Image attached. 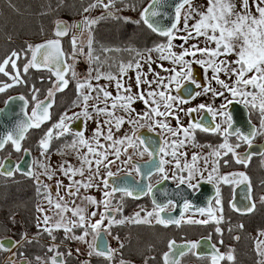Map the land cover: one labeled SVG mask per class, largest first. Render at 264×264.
<instances>
[{
  "label": "snow or ice",
  "instance_id": "6c2138e0",
  "mask_svg": "<svg viewBox=\"0 0 264 264\" xmlns=\"http://www.w3.org/2000/svg\"><path fill=\"white\" fill-rule=\"evenodd\" d=\"M117 4L122 7L117 8ZM97 8L104 9L100 16L95 18L84 16L82 21L75 24L76 28L89 33L87 41L89 67L84 79H78L74 69L77 55L85 54L84 48L78 45L77 37L73 36L71 55L64 52L60 38L66 36L69 29L61 21L56 22L55 39H48L35 45L28 44L21 52L13 50L0 61V74L10 81H0V93H5L16 85L27 83L22 79L17 61L22 57H27L28 53L31 55L23 65V74L26 75L29 69L46 68L56 77L52 87L47 90L44 100L38 98L40 89L35 85L32 86L33 106L30 113L27 111L29 101L23 95L9 97L5 101L6 107L0 109V116L11 119L18 115L12 111V102L19 100L23 102L21 107L23 117L17 119L9 130L0 135V151L11 144L15 152L23 151L28 154L30 150L22 148V141L27 138L30 130L41 129L43 124L51 120L50 109L56 103V93L63 92L69 85L68 74L70 73L76 80L77 96L70 107L80 110L71 115L68 114V110L61 113L59 119L43 132L36 147L40 155L48 160L51 142L54 139L59 140L61 137L71 135L72 140L65 143L62 149H58L57 154L61 156L74 155L79 162V167L74 166L68 160H64L55 169L50 163L34 162L43 169L40 175L45 176L48 180H53L57 172L69 180V184L65 186L62 180L56 179L57 195L53 199L50 186L44 184L33 171L30 170L27 173L35 178L37 194H42L47 202V207L37 205L36 211L40 216L37 217L36 227L43 233H47L53 242L57 239L54 233L60 230L64 232V238L67 240L87 242L86 238L89 235L92 236L93 241H97L101 235V228L104 232L111 234L110 229L113 225L151 223L150 218L155 217L156 223L165 227L173 223L180 226L182 221L201 225L214 223L216 234L222 236L220 225L224 221V216L218 187L216 188L215 207L210 206L207 209L201 207L194 210L201 216L206 215L205 219H184V214L192 210V205L187 200L181 209L180 219L171 217L167 212L169 208L175 210L177 207L172 200L161 204L153 199L152 211L141 208L131 217L120 219H117L116 215L123 211L124 197L138 199L143 195L153 193V185L150 181L154 173L160 176L157 183L168 180V170L165 167L168 164L174 163L171 178L177 181V187L187 184L189 188H194L196 185L192 181L197 176L203 179L204 172L208 171L209 157L214 159L211 161V171H208V182L247 183L248 198L251 200L249 177L243 172L220 175L219 161L222 157L231 154L235 163L247 167L252 153L241 154L237 149L243 144L251 149L253 139L257 135H264V0H239V4H237V0H207V7L203 10L196 7L193 0H172L171 3H168L167 0H149L147 6L140 11V19L137 21L116 15L117 12L124 10H136L135 5L128 4L126 0H107V2L92 0L83 8V12H91ZM168 8L172 9L171 23L165 25L162 21L169 19V13L165 10ZM107 18H122L125 22L136 24L143 22L153 33L163 37L164 41L144 50L131 47L123 50L104 48L105 53L127 51L130 54V59L127 62L121 60L108 64L109 69L115 67V72L104 71V64L108 60L106 58L101 61L99 56L93 55L91 29L99 20ZM190 21L194 22L190 23ZM201 37H203L202 41ZM176 40H180L182 43H174ZM190 41L196 42L189 43ZM201 43H203V47L200 46ZM177 48L180 50L176 51ZM153 53L157 54L155 59H153ZM230 56L236 58L229 60ZM69 59L73 61V64L67 62ZM163 61H169L172 67L164 68L163 63H158ZM92 64H95L96 67H92ZM153 64H156L168 75H160L152 68ZM9 65L12 69L11 72L7 70ZM194 65H199L205 74L211 73L205 85L196 80ZM145 66H147V72L144 71ZM130 72L134 73V80L132 76H129ZM149 75L152 77L151 79H149ZM221 75L231 80V85L221 79ZM125 79H127V83H125ZM100 80H105L107 83L101 85ZM93 81L96 83L93 84ZM213 81L223 91L214 88ZM113 85L115 95L108 90ZM188 85H195V88L201 89V91L195 92ZM225 92L229 93L237 103H243L246 108L259 113V127H252L248 133L242 132L239 128L233 129V118L225 111L226 106L231 104L232 100L228 99ZM208 93H211L214 98L223 97L225 103L219 109L205 104H200L195 108L185 109L182 107L189 103L190 99ZM137 104H143V108L139 111L135 107ZM201 110H206L211 114L213 121L217 116L221 117L227 126L224 127L221 123H215L214 126L208 125L203 122V119L193 121L191 114ZM179 113L189 116L187 126L181 122ZM169 117L176 121L175 127L172 126ZM76 121L94 122L96 127L93 129L92 135L86 137L84 130H74L72 124ZM125 124L130 126L131 134L124 132L118 137L116 133L120 132ZM144 127L150 131H154L156 128L160 129L162 143L158 147H153L155 142L150 137L144 138L137 135L138 130ZM197 130L221 135L224 138L223 142L216 147L207 145L211 149L207 156L194 153L191 163L186 161L182 163L181 157L185 156V153L180 150L187 143L196 146L195 132ZM232 136L236 138L235 144L229 140V137ZM129 149L133 150L132 154H129ZM145 153L153 163L142 171L133 161L132 155L143 157ZM121 156L126 158L121 160ZM167 156L172 159H165ZM155 157H159V159L155 160ZM201 159L204 161L203 170L197 166V161ZM116 161H120L125 166L129 177L134 171L142 179L134 182L124 180L120 183L111 180L116 173L111 171L110 166L114 165ZM229 163L228 160H224L225 165ZM129 165H131L130 168H128ZM13 170L19 171V165L13 169L7 166L6 161L0 162V175L12 176ZM102 171L104 172L103 177H101ZM77 176L80 179H75ZM144 181L149 182L144 183ZM101 185H103V197L100 200L90 195H80L81 189L86 192L92 187L100 189ZM61 187L65 188L66 196L59 194ZM117 192L121 193V199L113 205ZM67 197L73 199L69 201ZM76 199H80L81 203L77 204ZM260 202L264 203V196L260 197ZM88 206H93L96 210L89 211ZM230 206L236 211H241L235 205ZM101 207L104 211H99ZM254 208L255 203L253 202L246 205L243 210L251 212ZM141 212H144L143 217H141ZM68 213H71V216H68ZM161 213H166V215L162 216ZM97 215H99V219L93 222L92 218ZM105 220H107L106 225L104 224ZM238 227L243 228V225H238ZM77 228L82 229L80 235L75 234L74 230ZM260 235L264 236V232H260ZM22 238L27 240V235L25 234ZM114 238L118 239V237ZM235 239H239V237H235ZM210 241L211 234L205 241L186 242L182 245H177L174 240H170L168 251L164 252L162 256L163 264H181L182 258L189 252L201 258L202 254L194 250L202 246L209 247L210 251L207 256L211 264H221L224 260L234 261L235 257L231 248L227 253H221L216 244H211ZM16 243L18 242L0 241V250H10V246H15ZM218 243L223 245V239H220ZM57 247L54 243L48 247V252H52L54 255L47 262H43L41 257L37 256V264H65L62 258L58 259L63 254L57 251ZM77 251L79 250L77 249ZM114 252L115 250L110 248L105 250V244H89V256L95 254L110 262ZM256 252L258 256L262 257L257 261V264H264V240L256 241ZM68 255H71V252ZM121 264H124V261H121Z\"/></svg>",
  "mask_w": 264,
  "mask_h": 264
},
{
  "label": "flooded vegetation",
  "instance_id": "af4514ba",
  "mask_svg": "<svg viewBox=\"0 0 264 264\" xmlns=\"http://www.w3.org/2000/svg\"><path fill=\"white\" fill-rule=\"evenodd\" d=\"M62 46V44H61ZM68 62V61H67ZM194 76L196 80L205 85L207 82L208 73L205 74L203 69L200 66L194 65ZM41 74L44 78L43 82L46 83L48 81L53 83L56 80V77L52 74V72L48 70H41ZM67 78L69 79V85L63 92L56 93V103L51 112V120L46 122L41 126V129H32L30 130V134L28 133L27 138L22 141V148L29 149V153L31 154L32 164L30 170L36 174L34 170L35 166V155L39 156L40 152L36 147L37 141L41 135H39L36 139L35 143H32V139L34 138L31 133H41L47 130L46 126L49 125L50 122L54 121V123L59 119L61 113L65 110L70 112L75 109V107H70L72 105L73 100L76 99V80L72 78L69 73ZM216 88V87H214ZM195 92L201 91V89L192 88ZM218 91H223L221 88H216ZM176 94V93H173ZM231 96L229 93L225 92V95ZM15 95H23L29 101V107L27 111L30 113L32 108V100L31 95L29 94H15ZM219 96L209 98L212 100V104L219 101ZM45 99V98H44ZM43 98L41 100H44ZM232 100L231 104L226 106L225 111L229 114L231 106L232 111L236 115H240L239 121L240 126L239 129L248 133L252 127H259L260 124V116L257 111L250 110L246 108L243 103H237L236 100H233L232 97L228 98ZM222 102V100H221ZM220 102V103H221ZM200 104L209 105L211 104L208 99L204 98L203 95L196 96L194 99H190L189 103L184 104L182 107L187 108H195ZM222 104H220L217 109L220 108ZM234 105V106H233ZM215 109V108H214ZM181 117V122L184 126H187L189 123V116L184 113H179ZM54 116V119H52ZM191 119L193 121H199L203 119V122L208 125L214 126L215 123H221L222 126L226 127L227 124L222 120L221 117L217 116L216 120L213 121V117L206 110H201L199 112H194L191 114ZM169 120L173 127L176 126V121L169 117ZM220 121V122H218ZM83 123L77 122L72 124L74 130H83ZM238 128V126L236 127ZM235 128V129H236ZM137 135H140L144 138L150 137L155 143L153 147H158L160 143H162L161 131L159 128H156L154 131H150L147 127L141 128L138 130ZM71 135H66L61 137L59 140L54 139L51 142V148L49 150L48 156H56L57 150L62 149L63 145L72 140ZM171 139V138H170ZM223 136L214 134L211 132H204L197 130L195 132V147L191 143H187L184 148L180 151L185 153V156L181 157V162L191 163L192 155L198 154L200 156H204V154H208L210 152V148L207 145H211L216 147L220 143L223 142ZM231 143L235 144L236 138L235 136L229 137ZM11 145V144H9ZM7 145L4 150L0 152L5 153L9 152L12 146ZM204 145V147H201ZM13 149V148H12ZM151 150V149H150ZM237 151L241 154L251 152V159L245 167L243 164H237L233 160L231 154L228 156H224L219 161V174L225 175L228 173H240L243 172L249 177V181L251 183V200H249V191L247 183L241 184H224L208 182L207 175L208 171H211V161L212 157H209L208 171L204 172V178L201 179L197 176L196 179L192 181L194 188H189L187 184L180 185L177 187V181L171 178L172 171L174 170V163L166 165V169L168 170L169 179L164 180L160 183L157 181L160 180L159 174H153L151 177V183L153 185V193L151 195H143L138 199H133L131 197L123 198V211L121 214H117L116 218L120 219L122 217H131L135 212L140 211L141 208L146 209L147 211H152L153 199L157 201V203H166L168 200H172L174 204L176 202L183 199V191H190V193L196 196L200 187H212L215 190V196L210 201V206L215 207V198H216V188L218 187L220 190V197L223 206V216L224 221L220 225L222 229V236L216 234L214 223H209L208 225L201 224H189L182 221L180 226L176 224H169L167 227L156 223L155 217L150 218L151 223H124L119 225H113L110 229L111 234L103 231L101 228V235L97 241H93L91 235H89L86 240L87 242H81L77 240H67L64 238L65 234L62 230L55 232L57 239L56 241H52L51 238L47 235V233H43L40 229L36 227L37 219L33 218L35 215L30 216L29 214H25L22 218V237L26 234L27 240L21 239V242L16 243L15 246L10 251L0 250L7 254H11V256L7 259V264H37L36 257H41L43 262L49 261V258L54 255L52 252H48V247L53 245H57V251L63 254L62 257H58V259H63L65 264H121V261H124V264H163L162 256L163 253L168 251V242L170 240H174L177 245L185 244L186 242H195V241H205L206 238L211 234V244H216L221 253H227L229 248H231L232 254L235 259L232 262L224 260L221 264H257V261L262 259V257L257 255L256 252V241L264 240V236L260 235V232H264V203L260 202V197L264 196V135H257L252 141V147H249L246 144H243ZM133 150L129 153L132 154ZM22 153H24L22 151ZM2 155V157H3ZM11 159L12 156H8ZM126 158V157H125ZM6 159V158H5ZM132 159L137 166L141 168L142 171L146 170L151 166L153 161L150 160L147 153L143 155V157L139 155H132ZM159 157H155V160H158ZM165 159L171 160L170 156L165 157ZM14 160V158H13ZM224 160H228L230 163L228 165L224 164ZM16 161V160H14ZM20 160H17L18 163ZM2 162V160H1ZM197 166L202 170L204 168V161L198 160ZM131 165L128 166L130 168ZM117 171V170H115ZM19 173L14 170L13 175L6 178H11L17 176ZM186 174V173H185ZM26 181L25 186H28L27 180L30 179L31 185L33 187L34 192L32 193V198L35 200L34 204H40L44 202L43 195L37 194V184L36 180L33 176H27L24 174H19ZM2 176V175H1ZM127 176V169L124 167V170L116 173V175L111 178H119ZM4 177V176H2ZM142 177L137 176L133 171L131 176L127 179L128 182H134L141 180ZM41 180V179H40ZM149 181H144V183H148ZM44 183V182H43ZM45 184V183H44ZM50 186L51 196L56 198L54 195H57V189L54 186ZM103 189V185L101 191ZM110 190V189H109ZM25 197H29V190H24ZM65 192V189H64ZM103 192V191H102ZM60 193V192H59ZM66 194V192H65ZM90 196L94 197L93 194ZM205 195L203 197L200 196L201 202L205 201ZM38 197V199H37ZM95 198V197H94ZM37 199V201H36ZM97 199V198H96ZM102 199V198H101ZM121 199V193L117 192L115 194V199L113 200V205H115ZM100 200V199H97ZM189 202V201H188ZM235 202L236 208L241 209V213L234 210L230 205ZM255 203V208L251 212L244 211L246 205H250L251 203ZM183 203L180 205V209L183 207ZM191 204V203H190ZM34 205V209L36 208ZM177 205V204H176ZM192 205V210L186 212L184 214V219H205L207 216H201L198 212L194 211L195 205ZM89 211L96 210L93 206H88ZM198 208H201L198 206ZM33 209V211H34ZM104 209L101 207V210ZM170 213L171 217L175 210L169 208L167 210ZM141 217L144 216V212H141ZM162 216H165L166 213H161ZM219 215V213H217ZM22 216V215H21ZM21 216L17 215L16 218H20ZM30 217V218H29ZM33 218V225L28 226L27 222ZM180 214L176 217V219H180ZM93 222L99 219V215L92 218ZM104 224H107V220L104 221ZM243 225V228L238 227V225ZM231 229V231H229ZM75 234L80 235L82 229H75ZM114 237H118L115 239ZM235 237H239V239H235ZM12 239L16 241L15 238L5 237L3 239ZM220 239H223V245H220L218 242ZM105 242V250L114 249L112 260L109 262L102 256H96L93 254L92 256L88 255L89 252V244H101V241ZM31 241V242H29ZM17 242V241H16ZM123 245V247H121ZM77 249L79 251H77ZM198 253H201V258H198L196 255H193L191 252L186 254L181 261V264H211L210 259L207 254L210 251L209 247L202 246L194 250ZM18 252L23 253L21 257H18ZM71 252V255L68 253ZM16 255H13V254ZM6 254V256H7ZM87 256V257H85Z\"/></svg>",
  "mask_w": 264,
  "mask_h": 264
},
{
  "label": "trees",
  "instance_id": "16d2710c",
  "mask_svg": "<svg viewBox=\"0 0 264 264\" xmlns=\"http://www.w3.org/2000/svg\"><path fill=\"white\" fill-rule=\"evenodd\" d=\"M91 2L92 0H0V61L9 55L11 51L21 52L29 42H38L48 37L52 33L54 23L58 18H63L68 23L77 22L85 13L83 8ZM126 2L134 4L136 10H124L117 12L116 15L126 17L130 14L128 18L131 21H137L140 19V11L147 6L149 0H126ZM116 7L120 8L122 5L117 4ZM101 9L97 8L95 10L100 11ZM91 32L93 55L99 56L101 61L106 58L108 60L104 64V71H116L115 67L111 69L108 67V64L112 61L119 62L123 60L127 62L130 59V54L127 51L105 53L104 48L123 50L131 47L144 50L164 41L163 37L153 33L143 22L139 24L125 22L122 18L99 20L98 23L92 26ZM29 55L30 53L27 57H22L17 61L18 67L21 69L22 79L27 83L16 85L5 93H0V106L4 104L8 97L15 94L32 95L33 85L40 89L39 99H42L50 88L51 82L44 83L41 77L42 74L39 75L41 70L29 69L26 75L23 74L22 68ZM92 67H96V65L92 64ZM93 74L95 75V73ZM0 81H8V79L0 74ZM52 119H54V116ZM53 123L54 121L50 122V127ZM46 128H49V125ZM31 134L34 137L32 143H35L37 137L42 136L43 132ZM30 181L28 179V186H25L26 181L19 174L11 178L0 175V194L4 195L0 198V238L8 236L15 238L16 241L22 238V226L17 223L15 215L21 214L24 216L28 213L33 216L35 200L32 198L34 190ZM24 190H29V197H25ZM25 207H27L26 211ZM33 223L34 221L31 219L27 222V225L31 226ZM5 254V252L0 251V264H7L3 261ZM18 257H21L20 252H18Z\"/></svg>",
  "mask_w": 264,
  "mask_h": 264
},
{
  "label": "rangeland",
  "instance_id": "374dc122",
  "mask_svg": "<svg viewBox=\"0 0 264 264\" xmlns=\"http://www.w3.org/2000/svg\"><path fill=\"white\" fill-rule=\"evenodd\" d=\"M105 2H107V0H105ZM193 3H194V5L196 6V7H198V8H200L201 10H203L204 8H206L207 7V0H193ZM237 4H239V0H237ZM253 11H254V9H253ZM104 12V9H101L100 11H96V10H92L91 12H85L84 14H83V16L77 21V22H74V23H68L67 21H65V19H63V18H58L56 21H55V23L54 24H56V22L57 21H61V22H65L66 24H67V26H68V29H69V31H68V35H66V36H64V37H62V38H60V40H61V44H62V48H63V50H64V52L66 53V54H68V55H71V53H72V37L73 36H76L77 37V42H78V45L79 46H81V47H83L84 48V55L83 56H85V58L87 59H85L84 57H83V61H84V63H86L87 65H88V67H89V60H88V56H87V53H88V47H87V41H88V35H89V33L87 32V31H82L81 29H79V30H76L75 29V24L76 23H78V22H80V21H82V19H83V17L84 16H88V17H90V18H95V17H98L99 15H101L102 13ZM130 16V14H128V16H126V17H129ZM194 21H190V23H193ZM182 34V33H181ZM56 37L54 36V33L52 32L48 37H46L45 39H43V40H41V41H38V42H29V44H33V45H35V44H40V43H43L44 41H46V40H48V39H55ZM200 40L202 41L203 40V37H201L200 38ZM196 41H190L189 43H195ZM174 43H176V44H181L182 43V41H180V40H176V41H174ZM201 47H203L204 45H203V43H201V45H200ZM213 47H214V45H212ZM180 49L179 48H177L176 49V51H179ZM31 55V54H30ZM30 55H29V58H30ZM156 53H153V59H155L156 58ZM78 56V55H77ZM236 57L235 56H230V57H228V59L229 60H234ZM87 61H88V63H87ZM68 63L69 64H73V61L71 60V59H69L68 60ZM158 63H163V66H164V68H171L172 67V65L170 64V62L169 61H163V62H158ZM76 66H77V63L75 62V64H74V69H75V71H76ZM197 66H199V65H197ZM152 68L156 71V72H159L160 73V75H162V76H167L168 75V73H165V72H163L162 71V69L161 68H159V67H157V65L156 64H153L152 65ZM8 71H12V69H11V67H10V65L8 66V69H7ZM144 71L145 72H147V66H145V68H144ZM76 73H77V71H76ZM39 75H41V73H39ZM94 75V74H93ZM129 76H132L133 77V80H134V73H132V72H130L129 73ZM210 76H211V73L210 72H208V76H207V78H210ZM42 78H44L43 77V75L41 76ZM7 78V77H6ZM77 78L78 79H84V77H80V76H78V74H77ZM152 77L149 75V79H151ZM8 79V78H7ZM221 79H224L227 83H229L230 85H231V83H232V81L231 80H228V78L227 77H225V76H223V75H221ZM234 79V78H233ZM43 80V79H42ZM208 80V79H207ZM128 81H127V79H125V83H127ZM47 83V82H46ZM96 82L95 81H93V84H95ZM101 85H104V84H106L107 83V81H105V80H100V82H99ZM212 86L213 87H216V88H220V86L219 85H217V84H215V81H213L212 82ZM52 87V84H51V86H50V88ZM110 92H112V94L113 95H115V87H114V85L113 86H110L109 87V89H108ZM47 93V92H46ZM46 96V95H45ZM45 96L43 97V99L45 98ZM228 98L229 97H231V96H228V94L226 95ZM203 97L204 98H206V99H208V101L211 103V104H209V105H211L213 108H215V109H217V107L220 105V104H224L225 103V101H224V99H223V97H220L219 98V101H217L216 103H213L212 104V100L211 99H209V98H212V94L211 93H208L207 95H203ZM41 100V99H40ZM221 100H222V102H221ZM221 102V103H220ZM32 106H33V102H32ZM1 107V106H0ZM136 108H137V110L139 111L140 109H142L143 108V104H137L136 106H135ZM80 109L79 108H75V109H73V110H71L70 112H68V114L69 115H71L73 112H78ZM118 115L120 114V113H117ZM101 119H103L102 117H101ZM77 122H79V121H76V122H74L73 124H75V123H77ZM81 122V121H80ZM218 122H220V121H218ZM81 127H82V124H81ZM96 127V124L94 123V122H92V121H87L86 123H83V130H84V133H85V136L86 137H90L91 135H92V131H93V129ZM124 132H128L129 134H131V129H130V126L129 125H127V124H125L124 126H123V128L121 129V131L120 132H118V133H116V135L119 137V136H121V135H123V133ZM132 151V149H129V153ZM2 155L3 154H1L0 155V162H1V160L3 161L5 158H9L8 156H12L13 158H14V160H20L21 159V157H22V155H23V153H22V151L21 152H15L12 148L10 149V151L9 152H5L4 153V155H3V157H2ZM208 154H204V156H207ZM11 158V157H10ZM12 158V159H13ZM111 159H115L114 157H110ZM123 159H125V156H121V160H123ZM64 160H68L71 164H73L74 166H76V167H79V162L75 159V156L74 155H64V156H61V155H59V154H57L55 157L54 156H51V157H49V159L48 160H45V158L44 157H42L41 155H39V156H36L35 155V162H41V161H43V162H45V163H50L51 164V166H52V168H57ZM111 167V171L113 172V173H118V172H121V170H124V165L123 164H121L120 163V161H116V163L114 164V165H111L110 166ZM34 170L36 171V175L37 176H39V179H41V181L42 182H44L45 184H47V185H51V186H54L55 188H56V184H55V181H56V179H60V180H62L63 181V184L65 185V186H67L68 184H69V180L66 178V177H64L62 174H60L59 172H57V175H56V177L53 179V180H48L45 176H43V175H40V173L43 171V169L42 168H40L39 166H38V163H35V166H34ZM115 170H117V171H115ZM104 176V172L102 171L101 172V177H103ZM75 179H80V177L79 176H77V177H75ZM97 182H99V181H97ZM101 188H102V185L100 186V189H98V188H96V187H92V188H90V189H88L86 192L83 190V189H81V193H80V195L81 196H84V195H90V194H93L94 195V197L95 198H97V199H101L102 197H103V192L101 191ZM64 189L65 188H63V187H61L60 189H59V194L60 195H62V196H66V194H65V192H64ZM4 195H2V194H0V198H2ZM55 197H56V195H54ZM12 198H13V196H12ZM53 199H55V198H53ZM67 199L69 200V201H71L73 198L72 197H67ZM76 203L77 204H80L81 203V200L80 199H76ZM37 205H41V206H44V207H47V202L46 201H44V202H42V203H40V204H36L35 205V207L37 208ZM36 208H35V211H33V215H35V217H33V218H35V219H37V217L38 216H40V214L36 211ZM26 209H27V207H25V211H26ZM100 210H101V208H100ZM28 214V213H27ZM50 215H51V213H49ZM68 216H71V213H68L67 214ZM16 216L17 215H15V219H16V221H17V223L18 224H21V226H22V218H23V216H21V214H19V216H21L20 218H16ZM25 216V215H24ZM14 217V216H13ZM12 217V218H13ZM30 218V217H29ZM32 218V219H33ZM41 218V220H42V217H40ZM29 221H31V219L29 220ZM21 231H23L22 229H21ZM5 237H8V236H4V237H1V238H5ZM0 238V239H1ZM21 239L22 238H20L17 242L19 243V242H21ZM7 254V253H6ZM6 254L4 255V262H6V258L8 259L10 256H11V254H7V256H6ZM85 257H87V256H85Z\"/></svg>",
  "mask_w": 264,
  "mask_h": 264
},
{
  "label": "water",
  "instance_id": "95a60500",
  "mask_svg": "<svg viewBox=\"0 0 264 264\" xmlns=\"http://www.w3.org/2000/svg\"><path fill=\"white\" fill-rule=\"evenodd\" d=\"M167 2L171 3L172 0H167ZM165 10L169 13V19L163 20L162 23L167 25V24L171 23L172 9L168 8V9H165ZM55 28H56V24L53 27V31H55ZM75 29L79 30L78 28H75ZM35 70H37V69H35ZM39 70H47V69L46 68H41ZM188 86L191 87V88H194V85H188ZM18 96H20V95H13V96H10V97H18ZM8 98L6 100H8ZM22 105H23V102L19 101V100H15L14 102H12V111L17 113L18 115L13 116L11 119H8L6 116H0V135L4 134L7 130H9L14 125V123H15V121L17 119L23 117V113L21 112ZM5 107L6 106H5V102H4V104L0 107V109H5ZM229 115L232 116V118H233L232 119L233 129H235L237 126L239 128L240 123H239V121L237 122L236 120L237 119L240 120V115H236V114L233 113L232 106H231ZM5 161L7 163V166L12 167L13 169L15 168L16 165H19L20 170L17 171V172L19 174H24V175H27V173L30 171V167H31V164H32V158H31V154L30 153H28V154L23 153V155H22V157H21V159H20V161L18 163L16 161H14L13 159H11V158H6L2 162H5ZM13 172H14V170H13ZM2 176L10 177V176H6V175H2ZM27 176H29V175H27ZM128 178L129 177L124 176V177L114 178V179H111V180H113V181H115L117 183H120V182H122L124 180H127ZM205 194H206L205 201L201 202L200 196L203 197V195H205ZM214 196H215V190L212 187L201 186L200 187V191H199V193L196 196L192 195L190 193V191H183V199L178 201V202H176L177 207H176L175 212L173 213L172 217L176 218L181 213L180 205H181V203L185 202V200L189 201V203H191V204H194L195 208H198V206H200L202 208L207 209L208 207H210V201L212 200V198ZM232 205H235V202H233ZM237 212L241 213L240 211H237ZM0 241H3L5 243H7L8 241H13V240L7 238V239H3V240H0ZM100 243L101 244H105V242L103 240ZM13 247L14 246H10V250ZM10 250H4V251H10Z\"/></svg>",
  "mask_w": 264,
  "mask_h": 264
},
{
  "label": "built area",
  "instance_id": "2783aa9c",
  "mask_svg": "<svg viewBox=\"0 0 264 264\" xmlns=\"http://www.w3.org/2000/svg\"><path fill=\"white\" fill-rule=\"evenodd\" d=\"M77 63V72L79 75L84 76L86 75V70L88 69V65L83 61V55H78L76 57Z\"/></svg>",
  "mask_w": 264,
  "mask_h": 264
}]
</instances>
